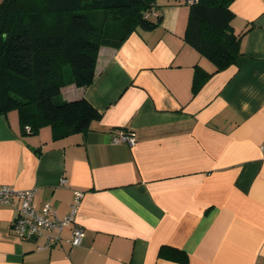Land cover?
<instances>
[{
	"label": "crops",
	"instance_id": "obj_1",
	"mask_svg": "<svg viewBox=\"0 0 264 264\" xmlns=\"http://www.w3.org/2000/svg\"><path fill=\"white\" fill-rule=\"evenodd\" d=\"M158 4L157 26L99 47L90 84L61 87L99 112L87 131L22 135L17 111L0 114V184L59 216L83 190L85 231L39 249L46 236L19 240L0 203V264H264V0L230 3L239 55L217 72L184 39L185 0ZM118 129L135 143L111 142Z\"/></svg>",
	"mask_w": 264,
	"mask_h": 264
},
{
	"label": "trees",
	"instance_id": "obj_2",
	"mask_svg": "<svg viewBox=\"0 0 264 264\" xmlns=\"http://www.w3.org/2000/svg\"><path fill=\"white\" fill-rule=\"evenodd\" d=\"M232 1L185 0L184 39L214 72L239 55ZM158 7V0H1L0 114L15 109L22 135L45 125L53 138L87 131L99 112L85 98L62 99L61 87L90 84L99 47H118L133 31L157 26ZM199 83L195 76L193 89Z\"/></svg>",
	"mask_w": 264,
	"mask_h": 264
},
{
	"label": "built area",
	"instance_id": "obj_3",
	"mask_svg": "<svg viewBox=\"0 0 264 264\" xmlns=\"http://www.w3.org/2000/svg\"><path fill=\"white\" fill-rule=\"evenodd\" d=\"M197 0H186L187 4H192ZM111 142H127L130 145L135 143L133 134L118 129L112 136ZM262 154H264V141L260 144ZM61 183L65 182L61 178ZM37 189L34 187L18 189L9 184H0V203L9 204L17 210L14 218L12 230L19 240H30L44 234L46 241L38 245L39 249L47 248L50 245L66 241L70 246L80 245L84 239L85 231L74 223L75 215L84 195L83 190H75L70 205V210L63 216H59L50 202H45L41 209H37L34 197ZM69 227V236L63 239V230Z\"/></svg>",
	"mask_w": 264,
	"mask_h": 264
},
{
	"label": "rangeland",
	"instance_id": "obj_4",
	"mask_svg": "<svg viewBox=\"0 0 264 264\" xmlns=\"http://www.w3.org/2000/svg\"><path fill=\"white\" fill-rule=\"evenodd\" d=\"M1 1V0H0ZM161 1H163V0H159V2H161ZM185 6V5H184ZM188 6V5H187ZM186 6V7H187ZM11 112H14V113H16V110L15 109H12V110H10Z\"/></svg>",
	"mask_w": 264,
	"mask_h": 264
}]
</instances>
